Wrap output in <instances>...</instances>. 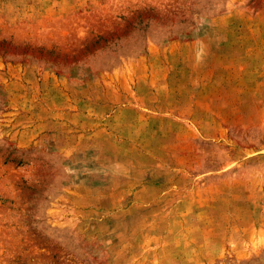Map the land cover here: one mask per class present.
<instances>
[{
	"label": "rangeland",
	"instance_id": "rangeland-1",
	"mask_svg": "<svg viewBox=\"0 0 264 264\" xmlns=\"http://www.w3.org/2000/svg\"><path fill=\"white\" fill-rule=\"evenodd\" d=\"M0 264H264V0H0Z\"/></svg>",
	"mask_w": 264,
	"mask_h": 264
},
{
	"label": "crops",
	"instance_id": "crops-1",
	"mask_svg": "<svg viewBox=\"0 0 264 264\" xmlns=\"http://www.w3.org/2000/svg\"><path fill=\"white\" fill-rule=\"evenodd\" d=\"M167 115V114H166ZM181 116H183V115H181ZM182 118V117H181ZM184 119V118H183ZM173 126H174V128H170V127H167V128H165V130L166 131H171V130H174V131H179V132H181L182 133V131H183V128H184V126H183V124H181L180 122H179V124H173ZM174 131H171V133H174ZM186 141V140H185ZM172 143H184V138H182V134L181 135H179V138H175L174 139V142H172ZM187 143H190L189 141L187 142ZM196 160H195V158H194V155L191 153V156H188V157H179V165H181V166H183L184 167V165H185V163L187 164V165H189L190 163H192V162H195Z\"/></svg>",
	"mask_w": 264,
	"mask_h": 264
}]
</instances>
